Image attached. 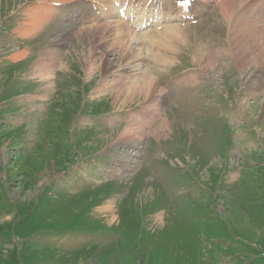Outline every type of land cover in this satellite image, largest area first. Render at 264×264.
<instances>
[{
	"label": "rangeland",
	"instance_id": "1",
	"mask_svg": "<svg viewBox=\"0 0 264 264\" xmlns=\"http://www.w3.org/2000/svg\"><path fill=\"white\" fill-rule=\"evenodd\" d=\"M88 1L0 0V264H264V175L248 165L264 160V5L202 0L195 25L136 32L79 19ZM117 22L139 41H121ZM169 30L182 38L162 51L144 40ZM130 56L165 88L159 106L127 95L141 80ZM138 110L150 120L118 118Z\"/></svg>",
	"mask_w": 264,
	"mask_h": 264
},
{
	"label": "bare ground",
	"instance_id": "2",
	"mask_svg": "<svg viewBox=\"0 0 264 264\" xmlns=\"http://www.w3.org/2000/svg\"><path fill=\"white\" fill-rule=\"evenodd\" d=\"M44 1V0H43ZM45 1H47V2H49V1H59V0H45ZM63 1V0H62ZM68 1V0H67ZM55 3H58V2H55ZM195 5L196 6H201V7H204V6H202V3H200V2H198L197 0H195ZM222 4V3H221ZM48 9H50V8H48ZM204 9H205V7H204ZM264 9V8H263ZM223 11L224 12V15H227L226 13L227 12H229V8H227V7H220V11ZM114 10L113 9H109V11L106 13V14H104V16H105V19L106 20H112V21H114V20H118V21H120L119 20V18H118V16H117V13H116V16H115V14H114V12H113ZM221 11V12H222ZM226 12V13H225ZM32 13H36V11H32ZM30 14V13H29ZM50 14H51V11H48V13H46L45 14V17H47V15L48 16H50ZM230 14V13H229ZM34 18V17H33ZM114 19V20H113ZM39 20H42V18H37V19H33V20H30V18L28 17V21L26 20L25 21V23L23 24V26L24 27H22V28H24V30H19L18 31V33L22 36V39H24V37H26V36H28L29 34H32V33H34V32H36V31H38L39 30V28H40V22H39ZM31 21V22H30ZM29 22V23H28ZM120 22H122V21H120ZM254 22H256V21H254ZM113 23V22H112ZM124 23V22H123ZM122 24V23H121ZM126 24V23H125ZM41 25H42V22H41ZM106 25H108V24H106ZM127 25V24H126ZM126 25H120L118 22L116 23V24H114V29L116 30V32H117V34L119 35V36H121L122 37V39H121V41L122 40H124L125 38H128V35H127V33L128 34H130V35H133V39H135L134 40V42H136V41H139V39H137L136 38V35H134L128 28H127V26ZM232 25V24H231ZM249 25V24H248ZM246 26L247 25H245V24H241V31H245L246 29H248L249 27H247L246 28ZM170 26H165L164 28H169ZM94 29V28H93ZM110 28H102L101 29V31L102 32H105V31H108ZM253 29V28H252ZM261 31H264V27L263 26H261V28H259ZM96 30V29H95ZM94 30V31H95ZM165 31H166V29H164ZM163 30V31H164ZM174 30V29H173ZM173 30H169V31H167L164 35L163 34H161V36L160 37H157L156 38V36L154 37V36H145L144 37V40H146L147 42H149V43H151V45L153 46V49H157L156 51H158V50H163L164 49V47H163V45L164 44H167V43H169V41L170 40H172L173 38H182V36H181V34H178V32H176V31H173ZM40 31V30H39ZM162 31V32H163ZM88 32H90V31H88ZM235 33V32H234ZM237 33V32H236ZM245 33V32H244ZM263 34H264V32H262ZM18 34V35H19ZM82 35H84V34H82ZM129 35V36H130ZM246 35V34H245ZM81 36V35H80ZM114 36V35H113ZM135 36V37H134ZM235 36H237V35H235ZM237 37H239V35L237 36ZM112 38V37H111ZM124 38V39H123ZM261 38V37H260ZM109 39V38H108ZM143 39V38H142ZM89 40V39H88ZM110 40V39H109ZM64 41V40H63ZM93 42V41H92ZM100 43V42H99ZM95 44V43H94ZM120 44V43H119ZM118 44V45H119ZM231 46V45H230ZM123 47H125V45H123ZM149 47V46H148ZM159 54H161V53H154V56L153 57H151L152 59H154V60H156V61H158V60H160V55ZM24 55H25V53H17L16 54V56L15 57H13L12 58V60H14V61H17V60H19V59H22L23 57H24ZM162 56V60L161 61H163V62H167V58H166V55H164V54H161ZM131 57V65H134V66H132L133 67V71H135L136 72V74L138 75L139 74V71H140V76H141V80H134V82H133V84L132 85H130V88L128 89V93H127V95H129V97L130 98H134V97H137V96H150V95H152V99H153V107H157V106H159V104H160V100L162 99V91L161 90H159L158 88H157V86L155 85V83H153L150 79H148V78H144L143 79V76H142V74H141V70H140V66H139V64L141 63L140 61H138V60H136L134 57H132V56H130ZM207 59H208V57H206ZM137 61H138V63H137ZM205 61H207V60H205ZM205 61H203V64H201V66L203 65L204 66V68L206 69V68H208V67H210L211 65H209L208 63H206ZM126 63V62H125ZM124 63V64H125ZM128 65V64H127ZM46 66H49L48 64L46 65ZM139 70V71H138ZM135 79V78H134ZM165 99V98H164ZM132 127L134 128V129H138V124H134V125H132ZM137 133H138V135L139 136H141V134L140 133H142L141 131H137ZM106 210H108L109 211V207H107L106 208Z\"/></svg>",
	"mask_w": 264,
	"mask_h": 264
},
{
	"label": "trees",
	"instance_id": "3",
	"mask_svg": "<svg viewBox=\"0 0 264 264\" xmlns=\"http://www.w3.org/2000/svg\"><path fill=\"white\" fill-rule=\"evenodd\" d=\"M0 148H1V146H0ZM0 152H1V150H0ZM73 156H74V153L72 152V150L61 141L59 147L56 149V153H55V157H54L55 158V165L59 166L60 169L66 170L73 163ZM248 157L256 160V162H253V164H251V163L248 164L249 167L251 168V171L254 172L256 177H259V175H264L263 174V172H264V160L262 159V155L259 152H257V153H251L250 155H248ZM4 168H5V165H3L1 162V154H0V175H1V172L5 171ZM19 168H21V167H19ZM31 169H30V167L25 166L24 168H22L21 173L17 172V174H19L23 177H29L28 179L30 180L31 179L30 172H32ZM10 170L11 169H9V171ZM10 174H12V173H10V172L8 173V184H12V182H13V180L10 179ZM3 189H4V183H3V180L0 179V191L1 190L3 191ZM257 211H258V213H260V216L264 218V210L258 209ZM262 222L263 223H259L260 228H261V226H264V220Z\"/></svg>",
	"mask_w": 264,
	"mask_h": 264
},
{
	"label": "crops",
	"instance_id": "4",
	"mask_svg": "<svg viewBox=\"0 0 264 264\" xmlns=\"http://www.w3.org/2000/svg\"><path fill=\"white\" fill-rule=\"evenodd\" d=\"M23 24H24V22L21 24V27L19 28L20 30H24V28H22V27H24ZM17 31H18V30H17ZM38 32H39V31H38ZM38 32H37V33H38ZM37 33H36V34H37ZM16 34H17V36H19L20 38H22V36H21L18 32H16ZM18 34H19V35H18ZM36 34H34V35H36ZM34 35H33V36H34ZM20 53H24V52H20ZM15 56H16V54H15L13 57H15ZM13 57H12V58H13ZM236 153H240V152H236Z\"/></svg>",
	"mask_w": 264,
	"mask_h": 264
},
{
	"label": "snow or ice",
	"instance_id": "5",
	"mask_svg": "<svg viewBox=\"0 0 264 264\" xmlns=\"http://www.w3.org/2000/svg\"><path fill=\"white\" fill-rule=\"evenodd\" d=\"M187 0H184V4H182V6H186Z\"/></svg>",
	"mask_w": 264,
	"mask_h": 264
}]
</instances>
